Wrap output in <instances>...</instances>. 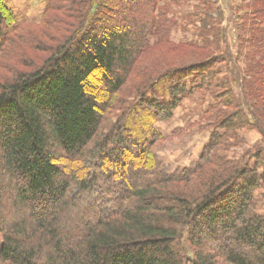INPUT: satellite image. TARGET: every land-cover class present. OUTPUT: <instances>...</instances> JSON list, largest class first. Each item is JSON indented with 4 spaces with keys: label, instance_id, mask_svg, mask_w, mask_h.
Instances as JSON below:
<instances>
[{
    "label": "trees",
    "instance_id": "1",
    "mask_svg": "<svg viewBox=\"0 0 264 264\" xmlns=\"http://www.w3.org/2000/svg\"><path fill=\"white\" fill-rule=\"evenodd\" d=\"M191 1L47 0L44 55L0 81V264H264V0L232 8L237 53L214 0L173 41ZM35 23L0 0V52ZM160 50L187 55L143 66ZM206 93L209 140L171 172L157 124ZM246 128L261 144L229 156Z\"/></svg>",
    "mask_w": 264,
    "mask_h": 264
},
{
    "label": "rangeland",
    "instance_id": "2",
    "mask_svg": "<svg viewBox=\"0 0 264 264\" xmlns=\"http://www.w3.org/2000/svg\"><path fill=\"white\" fill-rule=\"evenodd\" d=\"M163 1V0H161ZM215 3L222 7L226 15L224 17V26L227 27V37L229 45L234 53L238 51V31L240 25L242 12H234L242 0H214ZM248 2V0H244ZM7 4L14 10L18 21L29 22L35 24L26 25L14 38V42L7 44V48L0 52V81L9 78L15 70H27L32 67V62L38 63L43 52L39 48L45 47L50 44L51 35L55 29L52 28L51 23H40L39 20L43 15L47 0H6ZM162 3V2H161ZM198 0L191 1L188 5L183 6L177 10V16L181 22L180 27L173 30L172 39L175 42L184 41L194 37V27L186 19V16L193 14ZM233 8V9H232ZM232 9V10H231ZM56 18L66 19L62 13H55ZM53 19V17H52ZM199 23V19L193 17ZM188 25L189 29H185ZM18 38V39H17ZM32 40V41H31ZM34 42L30 45L31 42ZM10 48V49H9ZM9 49V51H7ZM164 50L152 51L151 54L146 56L143 66L147 61L154 63L159 60L160 62H175L178 59L186 56L187 54L169 53ZM168 54V56H165ZM180 56H179V55ZM176 55V56H175ZM180 57V58H179ZM241 63H244L243 56H240ZM226 70L220 73L222 78ZM94 85L98 87V94L101 98L106 94L103 90L102 81L96 79ZM130 85V84H129ZM237 91H239L237 83H234ZM130 100V98H128ZM121 101V100H120ZM212 101L209 93L205 94V98L198 95L193 99H186L175 110L174 117L167 121L157 124L158 130L164 137L159 142V156L162 162L173 172L179 168L197 162L201 156L203 147L209 140L211 128L207 126V119H204V111L207 109L208 103ZM114 104V113L119 115L122 111L121 104L117 101ZM124 103V102H123ZM243 142L231 148L229 156L239 157L241 154L248 150H254L261 144L262 138L260 133L253 128H246L240 132ZM259 212L264 215V203L259 201Z\"/></svg>",
    "mask_w": 264,
    "mask_h": 264
}]
</instances>
